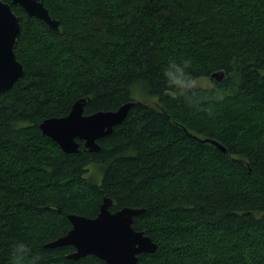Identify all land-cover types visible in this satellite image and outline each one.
I'll list each match as a JSON object with an SVG mask.
<instances>
[{"label": "trees", "instance_id": "trees-1", "mask_svg": "<svg viewBox=\"0 0 264 264\" xmlns=\"http://www.w3.org/2000/svg\"><path fill=\"white\" fill-rule=\"evenodd\" d=\"M40 1L61 30L12 4L25 73L0 92V264L20 240L45 264H107L47 246L106 196L112 210L145 208L134 227L157 249L138 264H264V0ZM183 59L223 97L174 94L163 70ZM85 96V113L135 103L101 149L67 153L40 123Z\"/></svg>", "mask_w": 264, "mask_h": 264}, {"label": "water", "instance_id": "water-1", "mask_svg": "<svg viewBox=\"0 0 264 264\" xmlns=\"http://www.w3.org/2000/svg\"><path fill=\"white\" fill-rule=\"evenodd\" d=\"M12 4H19L29 16L38 17L53 29L61 30L59 20L50 14L40 0H0V92L9 90L25 73V66L16 53L23 16L13 10ZM224 76L222 70L212 74L216 80ZM89 100V96L80 97L67 115L48 117L40 123L42 132L67 153L81 151V141L86 151L101 149L99 140L110 134L126 118L135 103L131 100L116 110L85 113ZM197 138L211 142L223 151L227 150L218 140ZM112 205L113 198L106 196L96 216L69 214L71 228L66 234L47 243V246H73L74 251L67 258L79 259L92 254L107 264H138L140 254L157 249V243L150 235L134 227L135 217L145 208L123 206L112 210Z\"/></svg>", "mask_w": 264, "mask_h": 264}, {"label": "clouds", "instance_id": "clouds-1", "mask_svg": "<svg viewBox=\"0 0 264 264\" xmlns=\"http://www.w3.org/2000/svg\"><path fill=\"white\" fill-rule=\"evenodd\" d=\"M190 59L182 61L171 60L163 70L165 84L174 90V94L184 96L189 105L197 106L199 100L197 90L200 88H215L216 97H223V90L216 88L213 81L200 76H193L188 68ZM211 115V111L209 110ZM46 256L42 249L33 251L28 243L23 240L17 241L12 246L13 264H45Z\"/></svg>", "mask_w": 264, "mask_h": 264}, {"label": "rangeland", "instance_id": "rangeland-1", "mask_svg": "<svg viewBox=\"0 0 264 264\" xmlns=\"http://www.w3.org/2000/svg\"><path fill=\"white\" fill-rule=\"evenodd\" d=\"M207 79H209V80L212 81V78H207ZM135 98H136V100H142V93L139 92L138 90L135 91ZM149 100H150V102H151L152 104H155V101L157 100V98H152V99H149ZM91 172H94V173H96L97 175H99L98 172H95V167H93V166H92V168H91Z\"/></svg>", "mask_w": 264, "mask_h": 264}]
</instances>
